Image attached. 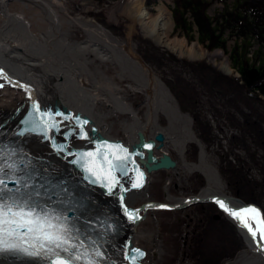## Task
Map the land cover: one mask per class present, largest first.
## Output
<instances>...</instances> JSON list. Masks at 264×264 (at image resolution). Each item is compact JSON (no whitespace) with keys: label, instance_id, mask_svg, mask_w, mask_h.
I'll list each match as a JSON object with an SVG mask.
<instances>
[{"label":"bare ground","instance_id":"bare-ground-1","mask_svg":"<svg viewBox=\"0 0 264 264\" xmlns=\"http://www.w3.org/2000/svg\"><path fill=\"white\" fill-rule=\"evenodd\" d=\"M145 1L128 0L125 7H120L123 12L133 15L145 36L179 59L186 57L196 61L207 57L216 61L221 58L219 68L232 74L231 62L222 51L205 53L199 43L190 45L186 40L170 38L174 23L166 5L161 2L158 15L153 17L145 8ZM63 2L0 0V84L3 85L0 87V120L10 119L7 127L21 125V129L30 135L26 141L31 153L46 158L51 168L59 173L68 169L82 182L91 184L90 196L95 207L112 211L117 217L118 209L113 207L115 201L119 205L125 203L126 208H122L127 209V214L133 212L140 216V219L126 222L122 226V234H118L119 241L127 240L120 264H154L160 249L156 236L148 234L147 230L152 222L148 214L152 206L149 190L153 174L158 171L147 170L149 155L153 154L157 161H174L172 153L167 150L170 145L183 161L182 166L177 161L176 169L170 167L169 161L163 162L169 175L166 185L169 199H172L169 187L174 175L186 178L194 172H200L207 178L208 187L202 196H212L216 188L222 187L217 170L208 164L203 154L200 163L187 162V146L194 140L190 127L185 128L184 136H173L159 125L161 114L171 127L178 119L191 123L189 116L182 115L170 102L173 97L164 81L155 78V91L151 96L148 89L153 81L142 64L112 45L106 30L92 19L68 17L65 9H59L64 8ZM68 25L73 28L67 29ZM75 27H81L87 33L86 41L77 42L69 38ZM95 61L98 64H118L122 70L120 76L127 75L131 79L133 92H146V122L141 121L130 101L132 96L127 97L125 90L113 79L93 78L88 65ZM118 113L135 119L133 125L127 127L123 139L112 136L111 124L107 121L111 114ZM150 126L153 136L147 138ZM157 133L165 135L163 142L156 141ZM102 145H119L130 154L128 161L115 171L118 183L112 184L103 170L107 168L103 158L108 149ZM89 152L98 153V156H84ZM142 167L146 175L144 185L132 187L141 173L138 168ZM89 168H92L91 172ZM139 200L147 207L138 210L139 205L135 206V202ZM54 259L49 260L50 264ZM253 261L252 258L240 259L241 264H258Z\"/></svg>","mask_w":264,"mask_h":264},{"label":"rangeland","instance_id":"rangeland-1","mask_svg":"<svg viewBox=\"0 0 264 264\" xmlns=\"http://www.w3.org/2000/svg\"><path fill=\"white\" fill-rule=\"evenodd\" d=\"M63 1L64 8L59 7V9L61 11L65 9L68 17L92 19L96 25H101L106 30L112 45L122 49L131 59L142 64L153 81L148 89L151 96L155 91V78L164 81L173 97L170 102L180 109L182 115L190 116L193 120L191 124L178 119L173 127L162 114L159 115L158 120L159 125L166 128V133L173 136H184L185 128L192 127V133L197 140L194 139L188 143L187 162L199 163V141L205 148L208 164L218 170L225 193L245 203H255L243 200L241 198V194H245L243 190L247 193H251V190L240 184L232 185L229 183L232 180H229V177L240 179L241 175L235 173L246 174L249 179L261 180L264 186V145L261 142H259L260 145L251 142V140L259 139L264 141V102L249 98L246 90L237 91L228 77H237L240 80L243 69L241 64L249 65L250 68L259 67L264 57V37L260 39L261 30H254L250 49L239 50L247 54L246 59H243L239 58L234 50L237 46L243 47L246 38L238 37L239 31L230 28L224 34L220 32L222 43L215 45V42L209 40L211 36L208 37L207 33L210 32L208 27L205 28L203 23L200 25L195 21L196 17L202 19L203 15L200 12L195 14L191 11L189 0H178L179 3H176L177 0L145 1V8L153 17L158 15L157 9L161 2L166 5L174 23L172 31L169 32L170 38L186 40L190 45L199 43L205 53L222 51L231 62L232 75L228 76L220 71L221 58H217L216 61H211L207 57L196 61L186 57L179 59L173 53L156 45L151 38L142 33L132 14L120 10V7L126 6L128 0ZM195 1L198 7H206L205 14L212 20L213 27L222 24V15L227 13L226 7H240L238 0ZM246 4L247 11L255 8L259 9L260 13L264 12V8L254 7L263 6L264 0H249ZM112 10L114 14L111 13ZM70 27L73 28L69 25L66 28ZM69 38L72 41L84 42L88 39V35L81 27H75L74 31L70 32ZM242 52L241 55H243ZM202 62L215 69L218 68L225 77L220 75L215 79L213 73L207 70ZM88 67L93 78L100 80L102 77H110L125 90L127 97L132 96L130 101L136 108L141 121L146 122L147 105L144 104L146 92L142 94L133 92L130 85L131 79L127 75L120 76L122 70L118 64L112 62L98 64V61H95V63H89ZM107 121L111 124L112 136L123 139L127 127L133 125L135 119L130 115L118 113L111 114ZM239 122L241 126L251 125L252 129L250 127L246 132L243 127H234L231 124ZM152 136L150 126L147 130V138ZM167 150L182 166L183 161L173 147L168 145ZM229 162L233 167L228 166ZM229 170L233 173L229 174ZM179 176L175 174L171 182L169 194L172 199L169 200L166 192L169 175L164 170L154 173L149 190L150 201L176 203L180 199L198 195L208 186L206 177L199 172L189 174L184 179ZM257 193V198L264 202L263 192L257 191ZM244 196L250 197L247 194ZM253 196L254 193H252ZM142 202L141 200L135 202V206ZM217 211L211 204H197L192 208L177 211L150 210L148 214L152 222L148 226L147 233L156 236L155 240L160 249L155 264H241L238 258L240 255H245L247 251L239 252L241 248L238 244L237 231L232 226L229 228L224 221V216H219L220 213ZM212 216H216V221L212 220Z\"/></svg>","mask_w":264,"mask_h":264},{"label":"snow or ice","instance_id":"snow-or-ice-1","mask_svg":"<svg viewBox=\"0 0 264 264\" xmlns=\"http://www.w3.org/2000/svg\"><path fill=\"white\" fill-rule=\"evenodd\" d=\"M0 87H3V85L0 84ZM101 147L108 149L103 158L107 164V168L103 169L106 177L112 184L118 183L115 171L119 170L121 165L128 161L130 154L127 149L119 145H102ZM147 147L150 148L151 146L148 145ZM84 156L95 158L98 153L89 152L85 153ZM88 171L91 172L92 168H89ZM93 174L96 173L93 172ZM142 183L143 173H139L138 179L132 187H141ZM3 184L4 181L0 179V185ZM4 191L3 188H0V252L16 250L29 255H39L41 251H44L54 254L55 259L52 264H73L74 261H80L81 259L86 260L87 264H98L97 261L88 257L87 250L84 253H72V249L82 247L83 244L78 245L73 242L74 238L70 229L64 225L53 224L46 216L41 217L35 209L27 210L28 205L26 203L21 205L15 197H5ZM217 203L229 215L239 220L253 238L259 232L260 239L264 240V217L256 208L233 211L223 201H217ZM128 215L130 219H135L137 214L129 212ZM249 220L255 222V228L252 223H249ZM75 239H78V237ZM29 249H34V251H29ZM56 249L69 253V258H61L60 253L55 251ZM95 255L101 256L102 254L96 251Z\"/></svg>","mask_w":264,"mask_h":264},{"label":"trees","instance_id":"trees-1","mask_svg":"<svg viewBox=\"0 0 264 264\" xmlns=\"http://www.w3.org/2000/svg\"><path fill=\"white\" fill-rule=\"evenodd\" d=\"M178 1V0H177ZM239 1V5L240 7H226V14L222 15V22L220 19V22L222 24H220L219 26H214L213 27V22L212 20L209 18L208 15L205 14V8L206 7H198L196 5V1L195 0H189L188 3L190 4L189 7L191 9L192 12H194L195 14L197 12H200L203 15V21L201 22V18L196 17L197 23L200 25L203 23V26L206 28L208 27V30H210L208 34V37L211 36L209 40H212L213 42H215V45H221L222 43V37L220 38V36L222 34H224V32H226V30H229L230 28L232 29H236V31H239L238 33H240L238 35V37H243L246 38L244 41V49H242V46H237L235 47V52L239 55V58H243L246 59V53L243 55H241V52L239 50H246V49H250L251 47V41L252 40V34L255 33L254 30H261V35H260V39L262 37H264V12H259V9L256 10L255 8H250V11H247V7L248 5L246 4L248 0H244L245 2L242 3L241 0ZM192 2V3H190ZM176 3H179L176 2ZM180 7V4H178ZM209 5V4H208ZM192 7V8H191ZM198 7V8H196ZM242 7H244L242 9ZM254 7H262L263 6H254ZM206 19V21L204 20ZM205 23V24H204ZM207 23V24H206ZM222 32V34L220 33ZM251 39H250V38ZM251 40V41H250ZM217 43V44H216ZM246 52V51H245ZM237 55V56H238ZM241 55V56H240ZM242 60V59H240ZM262 62L259 65V67L256 68V66H252V68H250L249 65H244L241 64L242 66V70H241V79H236V78H229L228 79L234 84V86L237 88V91L239 90H246L248 93V97L252 98L254 100L260 101V102H264V57H262ZM248 64V63H247ZM202 65H204L207 70H209L211 73H213V75L215 76V79H217V76H220L223 74L221 72H219L217 69L205 64L202 62ZM225 77V76H223ZM222 77V78H223ZM249 121V120H247ZM234 127H243L246 132L250 129L251 125L247 124V126H241L240 122L239 123H231ZM252 129V127H251ZM251 142L256 143L258 145L259 142H261L264 145V141L262 140H251ZM236 145V144H234ZM228 157V155H227ZM250 157L253 159V156L250 155ZM253 162L255 163V160H253ZM232 165L231 162H229L228 166ZM233 167V165H232ZM233 172H231L229 170V174H231ZM235 174H239L241 175V178L238 179L237 177L235 178H230L229 180L232 185L237 186L238 184L243 185L245 187H247V189L249 188L251 190V193H247L246 190H243L245 194H247L250 197H246L244 196L245 194H241V198L245 201H253L255 203H258L259 205H261L264 209V202H262L259 198H257V191H262L264 194V186L261 184V180H254V179H249L246 174H240V173H235ZM236 190V189H235ZM252 193H254V196L252 197ZM214 210V208L212 209ZM216 212V211H213ZM218 212V211H217ZM241 246H244V244L241 243Z\"/></svg>","mask_w":264,"mask_h":264},{"label":"water","instance_id":"water-1","mask_svg":"<svg viewBox=\"0 0 264 264\" xmlns=\"http://www.w3.org/2000/svg\"><path fill=\"white\" fill-rule=\"evenodd\" d=\"M155 139L157 142H163L164 135L162 133H160L156 136ZM160 160L161 161H157L156 157H154L153 154H150L149 155V161L150 162H149V164L146 165L147 170L149 172H153V171H158L160 169H164L165 167H164L163 162H165L166 160L170 162V159H160ZM170 163H171L170 167H174V168L177 167V162L171 160ZM138 169L140 170L141 173H143L142 185H144V180L146 179L145 169L143 167L141 169L140 168H138ZM217 201H223L225 203V205L233 211H242L245 208H256L261 213V216L264 217V213H263L262 209L259 208L258 206L252 205V204H246L245 202H243L240 199H236L234 197L227 196V195L222 194L220 192H218V193L215 192L211 197H208V198L195 197V198L191 199L190 201H188L186 203H182L181 205H178L175 207H170V206H165V205H160V204H154V205H152V207L164 208V209H172V208H174V209H185V208L191 207V206L196 205V204L214 203L217 205V207L222 212L225 213V215L227 216L228 219H230L231 221H233L237 225L239 231L242 232L244 241H245L247 247L249 248V250L254 252L258 257H260V259L264 260V240L260 239L259 232L257 233V236L255 238H253L251 233H249L248 230L241 225L240 221L237 220L235 217L229 215L228 212H226L223 208L220 207V205H219V203H217ZM120 207L123 210L124 216L130 220L129 215L127 214L125 209H123V208H126L125 203H123V205L120 204ZM144 207H147V206H142L141 209H144ZM136 218L140 219V216L136 215ZM249 223H252L253 227L255 228L256 225H255L254 221L249 220Z\"/></svg>","mask_w":264,"mask_h":264}]
</instances>
